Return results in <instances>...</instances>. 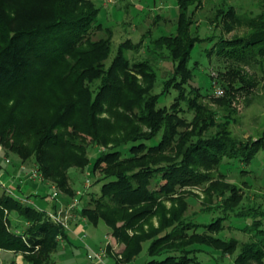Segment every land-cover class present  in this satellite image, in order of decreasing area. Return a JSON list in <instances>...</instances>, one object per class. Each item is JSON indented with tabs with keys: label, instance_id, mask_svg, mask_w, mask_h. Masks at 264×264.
<instances>
[{
	"label": "rangeland",
	"instance_id": "374dc122",
	"mask_svg": "<svg viewBox=\"0 0 264 264\" xmlns=\"http://www.w3.org/2000/svg\"><path fill=\"white\" fill-rule=\"evenodd\" d=\"M38 1L18 0V3L31 5V3H37ZM90 4H96L99 10L97 23L100 24V27H92L83 38L86 40L84 43H87L78 48L79 53L75 49V54L70 56L73 59L76 55L80 58H91V61L87 62L90 63L89 68L83 75L79 76L78 87L80 90L77 88L76 91L80 94V100L75 104L79 112L76 111L71 114L68 123L56 120L59 114L63 112L62 110L68 108L64 83L56 80V72L53 68L48 67V62L46 63L43 60L41 65L40 61L37 62L35 59L29 69L27 82H21L14 87L0 90V151L10 159L11 164L9 167L22 165L26 168L34 167L37 169L33 152L39 141L44 140L47 136L69 133L74 138L73 140H76L77 144L81 146L79 152H81V159L84 160L83 166L78 167L72 164L59 166L57 169L59 177L49 176L48 179H44V182L40 183L43 190V192L38 193L40 197L33 195L30 197L40 209L53 211L55 209L49 203L59 201L61 202L59 205L66 206L74 198L78 201V204L73 211V215L76 213L80 215L82 208L87 205L93 208L95 202H101L105 205L113 197L112 195L104 197L102 186L111 182L114 175L119 173H122L125 177L124 180H127V184H131L137 189L141 187L147 193L156 196H153V199L149 202L144 201L129 207L117 204L114 208V223L111 226L116 230V236H113L111 228L98 218L97 211L103 214L105 210L99 208L96 212L86 214L88 217L83 216L82 229L78 233V237L75 239L68 237L66 246L62 245V240H58L61 244H59L57 251L52 254L49 264H96L90 262L86 255L87 252L97 250L100 247H106L105 264H145L150 260L148 255L149 243L158 237L162 222L166 224L171 218H175V220L183 218L185 224L181 228L180 234L175 236L173 241L165 244L155 243V246H157L155 251L182 248L188 245L183 238H188V234L191 235L193 231L189 230L191 228L190 223L197 221L211 222L220 212L222 213L220 209L216 208V205L219 203L221 206V203H224L223 198L228 196H231L228 205L234 206L235 209L233 212L230 211L225 214L226 219L222 223V229L215 235L221 236L224 240H237L239 247L251 241L256 242L255 233L257 231L254 228L247 230V233L241 230L244 223H250L251 221L243 222L235 217H240L243 211L250 208L255 210L250 215L257 216L256 218H258L261 211H264V150H260L247 165L238 162V160L224 158L219 170H205L203 167H199L197 168L199 173L197 178L189 179L188 176L182 177L180 175L183 184L175 185L174 190L172 187H168L167 194L163 193V185L166 186L167 182L162 180V173L156 172L159 166L146 168L145 162H148L139 159L141 153L148 149L146 147L148 142L146 146L144 145V149L135 154L133 158L128 152L129 145H126L121 148L119 153V149H115V152H113L115 157L97 161L94 164L98 155L107 153L116 145L117 141H111L113 137L120 135L122 138L126 136L127 133L125 131L122 133V131L129 128L124 129L127 118H130L133 126L127 138L147 137L150 134L151 131L148 125L134 117V115H140L138 104H133L131 111L130 109L126 111L116 105L113 108L110 107L111 109L108 112L105 110L99 111L98 105L97 108L95 105L98 103L102 89L107 87V78L115 72V70L112 71V68L116 64V57L119 56L117 55L118 48L126 40L131 41L133 45L140 44L138 49L131 47L128 49L127 46H123L122 59L132 71L134 69L141 70L142 68H139L141 63H145L149 67V69L145 68L147 71L149 70V74H147L149 78H145L141 74L135 75L137 95L143 100H146V98L154 100L153 97L158 96L162 84L171 77L173 63L168 56V52L155 49L152 41L164 34L175 36L177 7L175 0H77L75 11L65 16V20L69 21L80 17L88 7L90 8ZM225 5L232 7L240 16L253 18L264 13V0H201L200 5L195 8L193 15L195 24L191 27L192 35L190 37H193L194 33H198L202 38L211 36L210 34H223L226 38L231 39L237 36L243 37L250 33L245 23L236 25L230 32L223 31L222 26H219L216 30L213 28V25L209 23V19L216 13L217 9L225 8ZM68 16L69 18H67ZM109 37L111 43L107 45L105 50L107 52H104L103 56L96 59H92L93 56H88V53L96 46L95 42L98 39L104 38L106 40ZM213 42L204 41L193 47L190 53L189 66L194 67V76L190 83L194 88H198L201 94L199 102L202 101V106L206 109L205 112L212 113L214 111L216 124H223L226 115L230 114L229 123L226 124L228 128L226 129L229 130L231 138L235 139L236 142H242V144L249 141L248 144H250V142L256 141L264 134V65L257 64L254 68L238 67L236 64L227 61H217L214 56L208 59L205 49H210ZM156 45L159 44L156 43ZM159 53L160 55H157ZM67 58L71 61L68 56ZM196 63H198V67L195 66ZM85 64L81 63V67L83 68ZM38 66L44 68L41 71L42 74L37 72ZM237 71L242 76L244 74L246 81L249 82L247 84L253 83V85L246 90L233 91V99L230 106L226 105L228 107L226 108L224 103H216L215 101L226 98L223 86L225 87L231 81L236 87L242 85L241 82L237 81L239 78L233 75ZM234 81L236 82L234 83ZM122 84H124V80ZM102 85L105 86L101 88ZM216 85L223 90L221 96H215L214 94ZM52 95L56 96L57 100H53ZM174 95L175 92L171 89L170 94L159 99L158 107L169 106ZM133 97L134 95L129 96V98L134 99ZM56 102L59 106H53ZM193 114L194 112L190 109L184 113H178L177 117L185 120V125L177 128L179 133L184 134V132L192 129V126L187 123L191 121ZM119 115L124 117L122 118L123 122L121 120L117 121ZM100 118L109 120L108 125H111L112 129H101L98 126ZM171 121L174 120L170 118L168 123H172ZM37 128H43L44 133L37 132ZM215 131L216 128L214 127L209 129L211 134ZM45 145L42 147V152L54 155L56 151L48 148L47 144ZM65 149V151L64 149L61 151L62 154L65 152L66 155L73 156L76 153L75 150ZM20 154L25 155V157L19 156ZM163 154L168 156L167 149L163 151ZM129 157L134 160L130 161ZM193 157L198 159L196 155H193ZM155 159L159 158L155 157ZM172 159L174 158L168 160L172 161ZM197 159L193 160L194 163ZM194 163L192 165L189 161V167L195 169L196 165ZM142 169H148L147 172L149 173L144 178L141 177L142 182L141 179L139 181L131 177L133 173L141 174ZM11 173L12 177L21 186L22 192L25 195L30 194L29 187L33 185L32 182L22 181L23 173H18L15 168ZM63 173L64 177H67L66 188L68 192L60 189L56 184L58 180H61ZM204 175H207L210 181L196 185L195 181L200 182ZM17 178L20 180H17ZM86 178L90 180L88 190L84 189ZM0 183L3 187H6L1 172ZM9 185L6 188L12 191L17 190L15 184L11 183ZM51 188L58 192V197L56 200L49 202L47 197L52 192ZM77 191L81 195L78 196ZM2 193L0 189V194ZM158 194L160 196H157ZM63 199L66 200V203L63 202L64 204L62 203ZM135 213L137 214L136 221L127 218L129 214ZM10 218L14 221L12 225L21 222V219L13 213L10 214ZM88 219L95 222L99 221L94 226L88 222ZM262 223H264V220H262ZM75 229V225L70 224L69 230ZM196 231L202 233L203 228H198ZM152 233L153 235H151ZM140 245V251L138 255H135ZM159 245L162 246L159 247ZM254 246L256 247V245ZM35 250H38V248ZM127 252L131 254L130 259L127 256L128 254L126 255ZM217 254L218 252L211 251L208 254L200 253L197 257L205 264H216L211 257L217 256ZM236 254L237 252H233L231 255L227 253L224 259L218 260L220 264H231ZM22 257L20 253L0 252V264H26ZM257 261H240V264H264V260L260 263Z\"/></svg>",
	"mask_w": 264,
	"mask_h": 264
},
{
	"label": "trees",
	"instance_id": "16d2710c",
	"mask_svg": "<svg viewBox=\"0 0 264 264\" xmlns=\"http://www.w3.org/2000/svg\"><path fill=\"white\" fill-rule=\"evenodd\" d=\"M175 2L177 7L175 36L173 34H164L152 41L155 49L161 50V52L162 50L168 52V56L173 63L171 77L162 84L158 96L156 98L154 96V100L146 98V101L143 98L140 99V96L137 95L135 91L137 90L135 75L141 74V76L149 78L147 75L149 70H146L149 67L145 63H141L139 68L143 70L134 69L132 71L122 59L123 46H127L128 49L130 47L138 49L140 44L133 45L131 41L126 40L118 48L117 55L120 57H116V64L112 68V71L115 70V72L107 78V87L102 85L101 88L104 87V89H102L98 103L95 105L96 108L98 105L99 111L105 110L108 112L116 105L126 111L129 109L131 111L132 105L138 104L140 115H134V117L144 121L151 132L147 137L127 138L133 127L130 118H127L124 129L129 128L122 131V133L124 131L127 133L126 138L122 137V139L120 135L113 137L111 141H117L116 145L107 153L98 155L94 164L97 161L115 157L113 153L115 149L118 148L119 153L121 148L126 145H129L128 152L133 158L135 154L144 149V145L146 146L148 142V146H146L148 149L141 153L139 159L140 161L146 160L148 162H145L146 168L155 165L159 166L156 172L162 173V180L167 182L166 186L163 185V193L165 194H167L168 187L173 189L175 185L183 184L180 175L182 177L188 176L189 179L197 178L199 174L197 168L199 167H203L205 170H219L224 158L238 160V162L247 165L260 150H264V134L257 138L256 141L250 142V144H248L249 141L244 144L236 142L235 139L231 138L229 130L226 129L228 128L226 124L229 123L230 114L226 115L223 124L217 125L218 123L216 124L214 121V111L212 113L205 112L206 109L202 106V101L199 102L201 94L198 88H194L190 83L194 76V67L189 66L190 53L193 47L204 41H214L210 49H205L208 59L214 56L217 61H227L236 64L238 67L254 68L257 64L260 66L264 65V13L253 18L240 16L232 7L225 5V8L217 9L216 13L209 19V23L213 25V28L216 30V28L222 26L223 31L230 32L236 25L245 23L250 33L243 37L237 36L231 39L226 38L223 34H210L211 36L202 38L198 33H194L193 37H190L192 35L191 27L195 24L193 20L195 8L200 5L201 0H175ZM76 3L77 0H39L37 3L26 5L19 4L18 0H0V90L14 87L21 82H27L29 69L31 64H33L32 61L36 59L41 64L45 60L46 63L48 62V67L50 69L53 68L56 72V80L63 82L65 86L64 92L68 98V108H64L56 119L58 121L62 120L63 123L69 122L68 119L71 114L76 111L79 112L78 107L75 105L80 100V94L76 91L79 88V76L83 75L89 68L90 63L87 62L91 61V58H80V56L76 55L73 59L70 56L75 54V49L79 53L78 48L82 44L87 43H84L86 40L83 38L92 27H100V24L97 23L99 10L96 4H90V8L88 7L80 17L66 21L65 16L75 11ZM110 41V37L106 40L104 38L98 39L95 42L96 48L93 47L88 56H93L92 59L103 56V53L107 52L105 50L107 45L111 43ZM156 43L159 45H156ZM157 55H160V53ZM67 56L71 61L73 60L72 63ZM81 63H86L83 68ZM195 66L198 67V63ZM43 69L38 66L37 72L41 73ZM36 75L39 77L37 73ZM233 75L239 78L237 81L241 82L242 85L236 87L231 81L225 87L223 86L226 98L217 99L216 103L222 102L225 106H230V102L233 99V91L246 90L253 85V83L247 84L249 82L246 81L244 74L243 76L240 75L239 71ZM123 80L124 84H122ZM171 89L175 92L172 103L169 106L158 107L159 99L170 94ZM130 94L134 95V99L129 98ZM84 95L83 92V97ZM52 99L57 100L54 95H52ZM150 103L152 104L150 105ZM53 106L59 105L56 102ZM226 108L228 107L226 106ZM189 109L194 112L191 121L187 123L192 126V129L184 132V134L179 133L177 128L184 126L185 120L177 117V115L179 112L184 113ZM122 118L124 117L119 115L117 121H122ZM170 118L174 120L171 121L172 123H168ZM108 123L109 120L107 119L100 118L98 120V126L101 129L107 128L110 130L111 125L109 126ZM211 127L216 128L213 134L209 133ZM36 131L44 133L45 130L37 128ZM47 132L48 130L45 133L47 134ZM116 138L118 139L116 140ZM73 139L69 133H58L49 135L44 140L39 141L33 153L34 160L37 163V170L43 175L44 179H48L47 177L49 176L59 177L57 169L64 164L83 166L84 160L83 158L81 159V152H79L81 146ZM45 144L48 145V148L56 151L54 155L42 152V147ZM65 148L75 150L76 153L73 156H68L65 152L62 154L61 151L63 149L65 151ZM165 148L168 151V156L162 155L163 151L166 150ZM3 154L5 156V153ZM193 155H196L198 159L194 158ZM19 156L25 157L22 154ZM171 156L178 160H168L172 158ZM155 157L159 159H155ZM130 158V161L134 160ZM194 159H197L195 163ZM189 161L192 165L193 163L196 165V170L191 166V168L189 167ZM147 171L148 169H142L141 174L133 173L131 177L139 181L141 179L142 182V178L149 174ZM124 178L122 173L115 174L111 182L102 186V195L104 197L112 195L114 199L112 198L105 205L101 202H95L93 208L87 205L82 208L80 215H77L83 218L86 214L96 212L100 208L105 211L103 214L97 211L98 218L111 228L115 217L114 208L117 204L129 207L144 201L149 202L153 199V196H156L147 193L141 187H138L139 189L134 188L131 184H127V180L125 181ZM66 180L67 177H64L63 173L61 180H58L56 184L60 189L68 192ZM206 181H210V178L204 175L203 179H200L201 183L195 181V184H203L202 182ZM0 189L3 192L0 194V252L20 253L26 264H49L52 254L57 251L59 244H61L58 240H62L67 244V231L48 217L47 210L37 209L33 205L20 202L14 196L23 194L18 186L17 190L14 191V195L8 193L6 187L0 185ZM32 195L40 197L35 194L26 196L30 198ZM157 196H160V194ZM230 198L231 196L224 197V203H221V206L219 203L216 205V208L220 209L222 213L220 212L211 222L197 221L190 223L191 228L189 230H193L191 235L188 234V238L179 237L187 241L188 245H185L186 247L155 251L157 247L155 243L161 242L165 244L173 241L175 236L180 234V230L185 224L183 218L176 219L177 221L175 218H171L166 224L162 222L158 237L149 243L148 255L150 260L145 264H205L198 259L197 255L200 253L208 254L211 251L218 252L217 256L211 257L216 264H220L218 259H224L227 253L231 255L233 252H237L233 258V264H240V261L244 262L247 260L262 262L264 260V227H262L264 225L262 223L264 211H261L258 214V218H256L257 216L250 215L251 212H255V210L250 208L243 211L240 217H235L243 222L251 221L250 223H244L241 230L247 233V230L254 228L257 231L255 233L256 242L251 241L239 247L237 240H224L221 236L215 235L222 229V223L226 219L225 214L230 211L233 212L235 209L234 206L228 205ZM53 208L56 209L57 206L55 205ZM12 213L21 219L19 224L12 225V222H14L10 218ZM136 216V213L129 214L127 218L136 221ZM98 221L95 222L88 219V222L94 226L98 224ZM198 228H203L202 233H197L196 229ZM111 234L116 236V230L111 228ZM36 248L38 250H35ZM140 248L141 245L135 255H138ZM126 255L130 259L131 254L127 252Z\"/></svg>",
	"mask_w": 264,
	"mask_h": 264
},
{
	"label": "built area",
	"instance_id": "2783aa9c",
	"mask_svg": "<svg viewBox=\"0 0 264 264\" xmlns=\"http://www.w3.org/2000/svg\"><path fill=\"white\" fill-rule=\"evenodd\" d=\"M214 94L215 96H221L223 94V90L222 88H220L219 86H215L214 87ZM3 164L5 166H9L11 163H10V159L7 158L6 156H3ZM17 171L18 173H23V179H21L22 181L26 180V181H30L32 183H43L44 182V177L43 175L34 167H31V168H26L25 166H22V165H18L17 167ZM19 178V177H18ZM17 180H20L18 179ZM14 181H16V179L14 178ZM18 184V182H16ZM21 183V182H20ZM1 185V183H0ZM19 185V184H18ZM2 186V185H1ZM20 186V185H19ZM49 187V186H48ZM90 187V180L89 178H86L85 180V184H84V189L88 190V188ZM50 188V187H49ZM7 192L10 193L11 195H14L15 192L12 191L11 189L9 188H6ZM51 194L48 195L47 197V201L51 202L53 200H56L57 197H58V192L54 189V188H51ZM34 193V192H33ZM31 193V194H33ZM37 193H35L36 195ZM38 195V194H37ZM77 195H81L80 192L77 191ZM17 197V199L20 201V202H23V203H27V204H30V205H33L34 207H36L37 209H40L39 207H37L35 205V203L30 199L28 198L26 195L24 194H17V195H14ZM39 196V195H38ZM78 204V201L74 198L73 201L69 204H67L66 206H62V205H59L55 210H50V211H46L47 212V215L48 217L56 224H59L61 225L62 227H64V229L68 232L69 231V227H70V224H69V221L70 219L74 216L73 215V211L74 209L76 208ZM107 244H108V241H107ZM106 244V245H107ZM87 259L92 262V263H96V264H105V258L107 256L106 254V247H100L99 249L97 250H93V251H89L87 252Z\"/></svg>",
	"mask_w": 264,
	"mask_h": 264
},
{
	"label": "crops",
	"instance_id": "0c3cea01",
	"mask_svg": "<svg viewBox=\"0 0 264 264\" xmlns=\"http://www.w3.org/2000/svg\"><path fill=\"white\" fill-rule=\"evenodd\" d=\"M3 156H4V154L0 151V172L2 173V175H3V177H4V179H5V186L6 187H9L10 185L9 184H15V186L17 187L18 186V188L21 190V186H19L17 183H16V181H14V178L12 177V171H13V169L15 168L16 170H17V167H18V165H14V166H12V167H9V166H5L4 164H3ZM33 185L32 186H30L29 188H30V190H31V193H33V194H35V193H39V192H43V190L41 189V185L40 184H38V183H32ZM43 188V187H42ZM17 189V188H16ZM22 191V190H21ZM23 193V192H22ZM30 193V194H31ZM24 194V193H23ZM30 194H26V195H30ZM36 194V195H37ZM41 194V193H40ZM25 195V194H24ZM39 195V194H38ZM66 200L65 199H63L62 200V203L64 202V203H66L65 202ZM49 203V202H48ZM61 202H59V201H57V203L56 202H53V203H49L50 205H51V207H55V205L57 206V205H59ZM63 203V204H64ZM39 207V206H38ZM40 208V207H39ZM54 209V208H53ZM81 221H82V218L81 217H79L78 215H77V213L76 214H74V216L70 219V224H74L75 225V227H76V229L75 230H69L68 232H67V236L68 237H71V238H73V239H75V238H77L78 237V233L81 231V229H82V226H81ZM62 245H64V246H66V243L65 242H63V244Z\"/></svg>",
	"mask_w": 264,
	"mask_h": 264
}]
</instances>
